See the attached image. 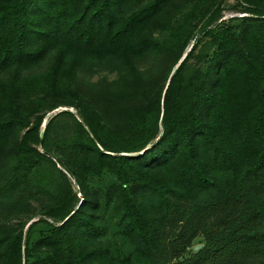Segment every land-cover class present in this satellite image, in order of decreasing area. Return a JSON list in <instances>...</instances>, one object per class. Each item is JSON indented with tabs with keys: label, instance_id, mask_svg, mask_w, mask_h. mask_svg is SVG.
I'll list each match as a JSON object with an SVG mask.
<instances>
[{
	"label": "trees",
	"instance_id": "16d2710c",
	"mask_svg": "<svg viewBox=\"0 0 264 264\" xmlns=\"http://www.w3.org/2000/svg\"><path fill=\"white\" fill-rule=\"evenodd\" d=\"M224 1L0 0V264H264V0Z\"/></svg>",
	"mask_w": 264,
	"mask_h": 264
},
{
	"label": "rangeland",
	"instance_id": "374dc122",
	"mask_svg": "<svg viewBox=\"0 0 264 264\" xmlns=\"http://www.w3.org/2000/svg\"><path fill=\"white\" fill-rule=\"evenodd\" d=\"M234 3H235L234 0H225L224 1V3H223L224 11H223V17L222 18L226 19V18H228L230 16L240 15L238 12H236L234 10ZM61 110H68V111H70L72 113H75V109L74 108H71V107H60V108L54 109V110H52V111H50V112H48L46 114L41 129H43L44 123L47 121V119L49 117H51L56 112L61 111ZM58 124H59L58 130H57V134L58 135L67 136V135H70L71 134V132H72V121H71L70 118H68V117H62V118H60ZM73 188L74 189H77V187L75 186V184H73ZM195 246H197V245H195Z\"/></svg>",
	"mask_w": 264,
	"mask_h": 264
},
{
	"label": "water",
	"instance_id": "95a60500",
	"mask_svg": "<svg viewBox=\"0 0 264 264\" xmlns=\"http://www.w3.org/2000/svg\"><path fill=\"white\" fill-rule=\"evenodd\" d=\"M41 139H42V134H40V145L39 146H41ZM198 248H200V245L194 246V249L195 250L198 249Z\"/></svg>",
	"mask_w": 264,
	"mask_h": 264
}]
</instances>
